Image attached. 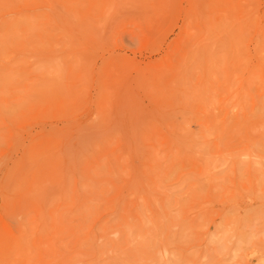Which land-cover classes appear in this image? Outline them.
<instances>
[{"label": "rangeland", "instance_id": "obj_1", "mask_svg": "<svg viewBox=\"0 0 264 264\" xmlns=\"http://www.w3.org/2000/svg\"><path fill=\"white\" fill-rule=\"evenodd\" d=\"M0 11V264H264V0Z\"/></svg>", "mask_w": 264, "mask_h": 264}, {"label": "bare ground", "instance_id": "obj_2", "mask_svg": "<svg viewBox=\"0 0 264 264\" xmlns=\"http://www.w3.org/2000/svg\"><path fill=\"white\" fill-rule=\"evenodd\" d=\"M14 2H15V1H14ZM5 11H6V10H5ZM0 13H1V11H0ZM30 21H31V18H30ZM31 22H34V21H31ZM33 24H34V23H32V25H31L32 27L34 26ZM14 26H15V25H14ZM9 29H10V28H9ZM29 31H32V33H33V30H32V29H31V30H28V32H29ZM8 32H10V31L7 30V35H6V37H8ZM15 35H16V34H15ZM1 37H2V36H1ZM21 37H22V36H21ZM14 39H16V38H14ZM32 43H34V42H32ZM31 45H32V44H31ZM36 46H37V45H36ZM32 47H35V45L32 46ZM2 49H3V48H2ZM24 51L27 52L28 50L26 49V50H24ZM28 52H29V51H28ZM28 52H27V54H28V55H31V54L28 53ZM31 53H32V52H31ZM25 56H27V55L25 54Z\"/></svg>", "mask_w": 264, "mask_h": 264}]
</instances>
